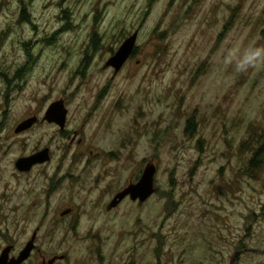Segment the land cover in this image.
<instances>
[{"label": "rangeland", "instance_id": "374dc122", "mask_svg": "<svg viewBox=\"0 0 264 264\" xmlns=\"http://www.w3.org/2000/svg\"><path fill=\"white\" fill-rule=\"evenodd\" d=\"M263 145L264 0H0V256L36 235L24 264H264ZM150 165L155 194L109 210Z\"/></svg>", "mask_w": 264, "mask_h": 264}, {"label": "water", "instance_id": "95a60500", "mask_svg": "<svg viewBox=\"0 0 264 264\" xmlns=\"http://www.w3.org/2000/svg\"><path fill=\"white\" fill-rule=\"evenodd\" d=\"M139 38V31L134 33L121 45L118 51L113 55L106 63L107 68L115 70V74H118L127 62L135 55L137 48V42ZM68 119V109L65 106L63 100L57 101L50 105L45 113L42 122H48L49 124L57 125L61 131L66 129ZM39 122L37 116L31 117L23 121L15 130L17 135L23 134L31 130ZM51 161V152L49 148L44 149L30 157L21 158L16 163V168L20 173H30L35 167L45 165ZM157 173V167L155 165L148 166L138 183L130 185L120 193H118L108 209L113 210L117 208L125 199L130 198L132 201H140L142 203L148 201L155 194V176ZM72 210H66L62 216H67ZM37 236L34 235L33 239L26 246V248L20 253L18 258H11L13 247L6 248L0 256V264H24L27 262L32 252L35 250V241ZM240 256L237 253L232 261V264ZM56 259L50 261L49 264H54Z\"/></svg>", "mask_w": 264, "mask_h": 264}, {"label": "trees", "instance_id": "16d2710c", "mask_svg": "<svg viewBox=\"0 0 264 264\" xmlns=\"http://www.w3.org/2000/svg\"><path fill=\"white\" fill-rule=\"evenodd\" d=\"M136 55H137V51H135V55L134 56H136ZM195 125L196 124H194L193 121H189L188 122L187 132H189L191 137H193L195 135V132H196ZM263 161H264V145L262 147H260V149L256 150V152L254 153L253 160H252V164H253V167H254L253 170L254 171H259L262 168V166H263ZM260 164H261V166H260Z\"/></svg>", "mask_w": 264, "mask_h": 264}, {"label": "flooded vegetation", "instance_id": "af4514ba", "mask_svg": "<svg viewBox=\"0 0 264 264\" xmlns=\"http://www.w3.org/2000/svg\"><path fill=\"white\" fill-rule=\"evenodd\" d=\"M115 55V54H114Z\"/></svg>", "mask_w": 264, "mask_h": 264}]
</instances>
